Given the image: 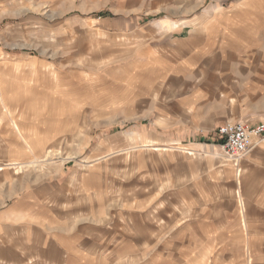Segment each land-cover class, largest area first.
Wrapping results in <instances>:
<instances>
[{
	"label": "rangeland",
	"instance_id": "1",
	"mask_svg": "<svg viewBox=\"0 0 264 264\" xmlns=\"http://www.w3.org/2000/svg\"><path fill=\"white\" fill-rule=\"evenodd\" d=\"M240 1L0 0L10 264H264V197L214 133L264 122V85L219 48L254 41L215 27L216 13H246ZM197 13L207 17L188 34L183 18ZM188 223L200 234L188 238Z\"/></svg>",
	"mask_w": 264,
	"mask_h": 264
},
{
	"label": "crops",
	"instance_id": "2",
	"mask_svg": "<svg viewBox=\"0 0 264 264\" xmlns=\"http://www.w3.org/2000/svg\"><path fill=\"white\" fill-rule=\"evenodd\" d=\"M240 1L237 5H245L247 4V11L246 13L239 14H232V13H216L215 19L218 21V23H215V27L220 30L221 32L225 31H240V32H246L247 35L253 36L254 41L251 44H240L236 48H228L226 46H220V52L222 50L224 52L229 51L231 53H235V61H234V70L236 71V75L242 76L246 75L247 77H251L252 81L249 80L248 83H255V84H261L264 85V0H245ZM207 0H203V4H205ZM234 5V4H233ZM232 9L235 8V6L231 7ZM213 15V14H211ZM205 17H207L206 13H197L195 15V18L189 19L188 17L183 18L184 20L188 21L183 24V26L186 28V31L189 32L193 29H197V25H192L191 21H201L204 20ZM220 17V18H219ZM206 31V28H205ZM197 51L205 52L207 53L210 49L207 46H200L198 45ZM232 49V50H231ZM241 53H246L245 56H239ZM260 93V92H259ZM264 94V93H263ZM257 100H264L263 96H260L256 98ZM252 123V122H251ZM254 123H257V120H254ZM2 134L3 132H0V161L3 162H14L15 156L11 153L10 149V141L6 140ZM3 136V137H2ZM25 147V144H23ZM26 148H29L28 144H26ZM26 155L29 156V151H26ZM51 154V153H50ZM27 156V157H28ZM245 159L243 163L241 161ZM240 163H239V171H237V176L239 175L240 170L242 169V166L244 167V170L246 172L245 177L243 178V186L245 189H248L250 191V196L252 197H264V140L257 139L255 140V144L253 148L244 156ZM11 160V161H9ZM5 162V164H7ZM24 162V160H23ZM2 167H0L1 169ZM18 168H22L21 166H18ZM237 169V170H238ZM2 171V170H1ZM238 184H241V180H238ZM14 197V195H12ZM261 203V201H259ZM264 204V201H263ZM14 205L5 204L4 208L5 210H2V212L6 213H12L13 212ZM189 225H184L183 230L189 229L188 238H191V233L196 236L200 233L196 232L197 229L196 226H198V229H201L200 224L195 223H188ZM36 226H39L36 233L38 232L39 237H41L40 233V227L43 226L39 225V222H36L34 224ZM193 225V226H191ZM0 228H4L7 230V237H14V230H15V222L14 220H7L5 223L0 221ZM10 229V232L8 231ZM27 230V229H26ZM23 229V235L25 238H27L30 241L31 232L26 231ZM141 230V228H140ZM143 238L148 239L151 237L148 233L146 235V232L141 230ZM33 233V232H32ZM187 234V233H186ZM42 239L37 241L39 246H41V243H44L45 236L42 235ZM188 243L195 244V243H202L201 241H191L189 240ZM28 245L31 246L30 243ZM40 250L41 247H40ZM15 258V243L13 240H10V243L7 241L5 244L0 245V261H6V263L10 264L11 262H14ZM52 264H57V259L52 261ZM60 262V261H59ZM58 262V264H59Z\"/></svg>",
	"mask_w": 264,
	"mask_h": 264
},
{
	"label": "built area",
	"instance_id": "3",
	"mask_svg": "<svg viewBox=\"0 0 264 264\" xmlns=\"http://www.w3.org/2000/svg\"><path fill=\"white\" fill-rule=\"evenodd\" d=\"M214 133L221 143L225 159L237 169L240 161L253 148L255 140H264V122L228 120L219 124Z\"/></svg>",
	"mask_w": 264,
	"mask_h": 264
},
{
	"label": "trees",
	"instance_id": "4",
	"mask_svg": "<svg viewBox=\"0 0 264 264\" xmlns=\"http://www.w3.org/2000/svg\"><path fill=\"white\" fill-rule=\"evenodd\" d=\"M102 15H105V13L98 14V16H102Z\"/></svg>",
	"mask_w": 264,
	"mask_h": 264
}]
</instances>
